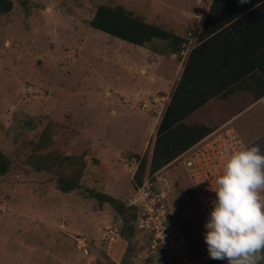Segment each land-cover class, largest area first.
Segmentation results:
<instances>
[{
  "label": "rangeland",
  "instance_id": "1",
  "mask_svg": "<svg viewBox=\"0 0 264 264\" xmlns=\"http://www.w3.org/2000/svg\"><path fill=\"white\" fill-rule=\"evenodd\" d=\"M11 2L0 12V151L10 160L0 176V264H86L82 254L92 253V242L93 263L112 242L111 251L125 250L130 264L129 256L148 248L149 234L135 226L125 245L120 229L127 213L89 190L133 205V156L151 151L161 109L146 94L160 89L161 76L171 79L179 54L165 40L133 45L88 21L98 5L120 4L181 35L184 51L195 44L210 0ZM234 124L246 146L264 152L263 100ZM179 155L157 171L160 182L150 181L195 252L204 223ZM61 174L76 182L68 193L57 188Z\"/></svg>",
  "mask_w": 264,
  "mask_h": 264
},
{
  "label": "trees",
  "instance_id": "2",
  "mask_svg": "<svg viewBox=\"0 0 264 264\" xmlns=\"http://www.w3.org/2000/svg\"><path fill=\"white\" fill-rule=\"evenodd\" d=\"M219 1L220 0H212L211 5L206 12L205 19H203L200 25L196 36V44L191 49L188 57L190 58V65L193 64V59L195 58H200V61L202 60L197 54L202 52V47L205 42L204 40L212 36V33H216V31L220 30L224 21L230 19L227 18L226 15H224L223 18L218 17L221 14V11H224L225 7L219 3ZM11 7V0H0V12H7ZM246 7L247 4H244L242 7H238L239 9L236 11H241ZM257 10L264 11V1L251 8L249 13L257 12ZM88 24L92 28L133 45L143 46L145 43L154 39L165 40L171 53L176 54H180L182 49L181 45L185 42L181 35L162 28L159 25L145 21L140 15L133 13L131 10L124 8L120 4L98 5L88 21ZM216 36L218 35H215V38ZM211 38H214V36L207 40ZM244 56L246 57L248 55L245 54ZM246 62H249L251 68L258 71V74L264 81V50L259 51L258 55H254L253 60L248 58V61ZM199 64H201V62H199ZM187 65H189V62L186 63V66ZM194 65L198 64L196 63ZM188 76L189 75L184 69L181 80L172 94V100L166 107L155 131L151 151L144 156L138 154L133 156L138 162L131 177V184L135 189L142 185L147 175L156 172L162 166L171 162L184 150L212 131L214 125L203 123L201 121L202 119L198 118L194 112L197 104L204 101L206 98L202 96L200 100H195L197 103L192 101L197 92L190 89L189 86H192V82ZM262 93L264 94V92ZM9 167V158L0 151V176L5 174ZM75 186L76 182L74 179L71 177H65L64 174H61L57 180V188L62 192L68 193L74 189ZM89 195L99 202L105 201L110 203L112 207L115 208L116 212L120 214L126 212L127 214L124 218L123 227L120 229V236L121 238L126 239L133 234L136 226L135 222L138 217V209L136 206H126L123 202L114 198L110 194L93 189L89 190ZM95 264L101 263L95 262ZM206 264H226V261L210 259Z\"/></svg>",
  "mask_w": 264,
  "mask_h": 264
},
{
  "label": "crops",
  "instance_id": "3",
  "mask_svg": "<svg viewBox=\"0 0 264 264\" xmlns=\"http://www.w3.org/2000/svg\"><path fill=\"white\" fill-rule=\"evenodd\" d=\"M263 1L246 0L245 3H241L240 0L219 1L225 7L218 17L223 18L226 15L230 19L224 21L220 30L212 33L210 37L214 36V38L207 40L210 38L208 37L204 40L205 42L203 41L202 52L197 54L202 60L195 58L193 64L190 65V58L188 57L191 49L196 44L195 42L190 48L180 51L179 66L174 70L171 79L162 78L161 76L160 81L165 80H163L164 83H162L160 89L146 94L145 99L150 100V105L155 107L161 105L156 120V129L166 107L172 100V94L181 80L184 69L192 82V86H189L190 89L197 92L192 101L196 102L202 96L206 98L197 104L194 112L198 118L202 119L203 123L214 125L212 131L222 125L232 126L236 130L234 120L238 115L257 102L264 101V94L262 93L264 92V81L258 71L251 68V64L246 62L248 58L253 60L254 55H258L259 51L264 50V11L257 10V12L249 13L251 8ZM211 2L212 0H210L208 8ZM244 4H247L246 8L236 11ZM205 16L203 19H205ZM215 35L218 36L215 38ZM245 54L248 56L245 57ZM187 62H189V65L186 66ZM196 63L198 65H194ZM147 102L149 101H144V104L146 105ZM73 234L69 232V238H73ZM120 239L123 238L120 237ZM123 240L127 245V241ZM92 243L89 244L92 253L82 254L87 257L88 264H95L93 261L96 259L97 249L93 245L97 246V244ZM111 243L105 244L107 247L106 250L104 249L105 257H102L99 262L102 261L101 264H128L129 262L126 263L122 258L125 250L114 254L110 248ZM129 257L130 264H145V260L140 257L133 255ZM76 258L81 260L80 256ZM73 264H77V262H73Z\"/></svg>",
  "mask_w": 264,
  "mask_h": 264
},
{
  "label": "built area",
  "instance_id": "4",
  "mask_svg": "<svg viewBox=\"0 0 264 264\" xmlns=\"http://www.w3.org/2000/svg\"><path fill=\"white\" fill-rule=\"evenodd\" d=\"M246 146L232 126L222 125L204 135L186 150L181 157L189 177L195 201L201 212L203 223L215 199V178L220 174L225 155ZM134 160L133 166L137 167ZM159 171V170H157ZM147 175L137 188V197L131 204L138 207L136 227L150 236L148 248L138 257L145 264H206L209 258L202 231L196 252L191 250L185 229L179 224L173 209L164 202L162 190L150 181L158 172Z\"/></svg>",
  "mask_w": 264,
  "mask_h": 264
},
{
  "label": "clouds",
  "instance_id": "5",
  "mask_svg": "<svg viewBox=\"0 0 264 264\" xmlns=\"http://www.w3.org/2000/svg\"><path fill=\"white\" fill-rule=\"evenodd\" d=\"M212 189L215 199L203 224L209 258L264 262V152L255 144L228 152Z\"/></svg>",
  "mask_w": 264,
  "mask_h": 264
}]
</instances>
